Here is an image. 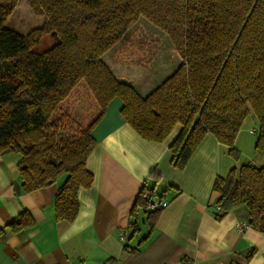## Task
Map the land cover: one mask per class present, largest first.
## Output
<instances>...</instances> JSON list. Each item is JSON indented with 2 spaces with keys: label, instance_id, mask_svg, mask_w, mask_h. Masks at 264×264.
Returning <instances> with one entry per match:
<instances>
[{
  "label": "trees",
  "instance_id": "obj_1",
  "mask_svg": "<svg viewBox=\"0 0 264 264\" xmlns=\"http://www.w3.org/2000/svg\"><path fill=\"white\" fill-rule=\"evenodd\" d=\"M26 1L43 22L23 34L6 25L18 0H0V153L20 156L25 192L63 176L53 198L57 220L77 216L78 193L93 181L86 167L95 144L91 132L114 98L121 100V118L144 140L160 142L181 126L170 142L175 168L185 167L207 133L237 160L235 138L250 111L257 121L254 147L264 154V0ZM140 19L165 33L181 60L145 95L117 79L104 59ZM46 35L53 41L35 49ZM154 57L127 44L113 52L115 60L145 69ZM86 102L77 126L74 111ZM57 115L73 132L63 134L69 125L62 131ZM213 180L223 209L216 219L241 203L248 224L264 231V163L244 162ZM144 194L131 210L141 205L151 228L148 216L159 208L147 209ZM33 224L21 211L7 227L16 232Z\"/></svg>",
  "mask_w": 264,
  "mask_h": 264
},
{
  "label": "crops",
  "instance_id": "obj_2",
  "mask_svg": "<svg viewBox=\"0 0 264 264\" xmlns=\"http://www.w3.org/2000/svg\"><path fill=\"white\" fill-rule=\"evenodd\" d=\"M105 53L117 79L132 83L142 95L181 61L176 51L168 57L160 53L145 69ZM120 104L119 98L112 99L91 132L95 144L86 167L93 181L80 189L79 210L71 222L57 220L53 213V198L63 176L50 186L25 192L18 175L20 156L0 153V264H180L184 259L193 264H264V231L248 224L249 214L241 203L216 219L214 205L221 193L213 188L218 175L244 162L261 165L264 154L255 149L237 164L228 147L207 133L185 167L175 168L170 142L181 126L152 143L121 118ZM241 139L238 133L235 147L243 144ZM142 190L146 199L153 194L167 201L148 216L151 228L141 205L133 214L131 210ZM21 211L34 224L14 232L8 223ZM251 250L245 261L243 256Z\"/></svg>",
  "mask_w": 264,
  "mask_h": 264
},
{
  "label": "rangeland",
  "instance_id": "obj_3",
  "mask_svg": "<svg viewBox=\"0 0 264 264\" xmlns=\"http://www.w3.org/2000/svg\"><path fill=\"white\" fill-rule=\"evenodd\" d=\"M27 3L28 2L26 0H18V2L16 3V8L14 9L13 13L9 17H7L8 19L6 21V25L8 27H11L23 34H26L29 29H32L43 22V17L36 15L30 5ZM166 37L167 36L165 35V33H163L158 27L151 25V23L146 21L145 19H140L138 22L131 25V27L125 32L122 39H120L119 43L107 53L113 55V52L115 50L124 47L127 44L131 47L136 46L137 49L146 48L150 55L155 56V59L159 56L160 53L161 55L168 57L171 54H174L173 52H175V49L170 43L169 39ZM51 41H53L52 38L49 35H46L42 39L41 44L38 45L35 49L42 50L45 47L49 46ZM105 55L106 53H104V56ZM87 105V102L80 103L78 108L75 109L76 111H74L73 114L76 117V119H74L76 120V123L73 121L75 125L79 126V121L84 116L82 114L83 112H86V108H88ZM58 116L59 115L55 117L56 120L54 121L59 123L62 131H65V129L68 128L69 125V132H64L63 134L68 135L70 132H73L70 128L71 126L69 123L66 126L63 122L61 123V121H58L60 120ZM256 125V117L250 111L246 116L244 122L242 123V126H240L241 128L238 132L240 139L242 138L241 140H243V144H241V146L239 145V143L236 145V148L241 150V153L240 150L238 152L239 158L234 161L237 164H240L241 161H245V159H247L248 157L250 158L253 154L252 151H255L254 143L257 136ZM250 127L251 129H254V131H250Z\"/></svg>",
  "mask_w": 264,
  "mask_h": 264
},
{
  "label": "built area",
  "instance_id": "obj_4",
  "mask_svg": "<svg viewBox=\"0 0 264 264\" xmlns=\"http://www.w3.org/2000/svg\"><path fill=\"white\" fill-rule=\"evenodd\" d=\"M250 131H254V129H251ZM147 200H148L149 209L154 210V209L165 207L167 205V201L165 199H162V198L154 196V195H147ZM219 205L220 204H218V203L216 205H214L215 209L218 213H222L223 209ZM180 264H193V263L189 259H184V261L181 262Z\"/></svg>",
  "mask_w": 264,
  "mask_h": 264
}]
</instances>
